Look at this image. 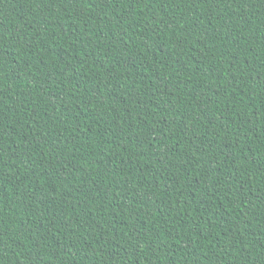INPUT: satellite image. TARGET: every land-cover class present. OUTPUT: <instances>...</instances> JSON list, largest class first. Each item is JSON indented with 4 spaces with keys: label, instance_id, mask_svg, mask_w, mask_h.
Listing matches in <instances>:
<instances>
[{
    "label": "trees",
    "instance_id": "obj_1",
    "mask_svg": "<svg viewBox=\"0 0 264 264\" xmlns=\"http://www.w3.org/2000/svg\"><path fill=\"white\" fill-rule=\"evenodd\" d=\"M0 264H264V0H0Z\"/></svg>",
    "mask_w": 264,
    "mask_h": 264
}]
</instances>
